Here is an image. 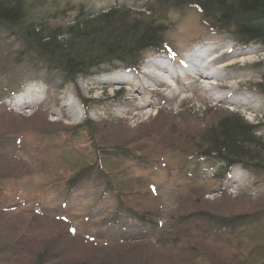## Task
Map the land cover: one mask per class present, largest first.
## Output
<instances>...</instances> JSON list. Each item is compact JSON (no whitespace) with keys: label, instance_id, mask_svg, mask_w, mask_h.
<instances>
[{"label":"rangeland","instance_id":"1","mask_svg":"<svg viewBox=\"0 0 264 264\" xmlns=\"http://www.w3.org/2000/svg\"><path fill=\"white\" fill-rule=\"evenodd\" d=\"M154 1L26 0L24 13L28 25L63 28L79 6L149 15ZM151 16L170 53L103 64L71 84L34 68L0 28V264H264V171L222 175L201 154L205 132L229 113L264 139V46L211 32L195 9ZM206 50L213 80L196 74ZM179 67L188 70L173 76ZM118 199L150 224L121 218L113 228ZM211 216L249 223L221 235ZM122 231L132 236H111Z\"/></svg>","mask_w":264,"mask_h":264},{"label":"trees","instance_id":"2","mask_svg":"<svg viewBox=\"0 0 264 264\" xmlns=\"http://www.w3.org/2000/svg\"><path fill=\"white\" fill-rule=\"evenodd\" d=\"M25 1L0 0V28L20 42V56L47 74L59 73L64 84L74 83L77 77L89 75L92 70L111 62L136 67L144 52L170 53L162 37L161 25L153 24L151 15L156 9H195L202 25L211 32L227 35L245 47L250 44L264 46V0H155L154 7L146 9L149 15L115 5L97 13L86 12L79 6L70 24L63 28L28 25ZM132 15L136 17L127 24ZM255 67L260 75L257 87L264 95V65ZM82 128L91 130L88 124ZM257 129L236 113H229L214 129L205 132L202 141L206 148L201 154L220 164L218 171L222 175L235 165L259 167L264 171V139L257 136ZM88 174V171L78 173L68 181V188L77 186ZM121 218L129 223L150 224L118 199V208L111 219L113 228L119 225ZM207 219L216 232L229 236H238L241 226L249 223L245 216ZM111 236L125 240L132 235L122 231Z\"/></svg>","mask_w":264,"mask_h":264},{"label":"bare ground","instance_id":"3","mask_svg":"<svg viewBox=\"0 0 264 264\" xmlns=\"http://www.w3.org/2000/svg\"><path fill=\"white\" fill-rule=\"evenodd\" d=\"M212 51L211 50H206V51H201L199 52V57L201 56L202 59L200 60V63H202L204 65V67L202 69H198V77L201 78V79H205V80H213V79H216L218 77V75L214 72H212L210 70V64H212V61L213 60H210V55H211ZM199 59V58H198ZM151 67H156V64H153L151 63L150 64ZM163 71L165 72V70L163 69ZM145 77L151 81L153 80V77L149 76L148 73H145ZM118 81V79H116ZM124 81V80H122ZM127 80L125 79V82ZM128 83V82H127ZM130 86V85H129ZM132 86V85H131Z\"/></svg>","mask_w":264,"mask_h":264}]
</instances>
